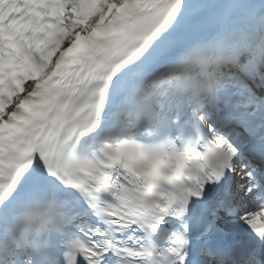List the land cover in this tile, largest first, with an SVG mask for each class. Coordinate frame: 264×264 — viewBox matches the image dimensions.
Listing matches in <instances>:
<instances>
[{
  "label": "snow or ice",
  "instance_id": "6c2138e0",
  "mask_svg": "<svg viewBox=\"0 0 264 264\" xmlns=\"http://www.w3.org/2000/svg\"><path fill=\"white\" fill-rule=\"evenodd\" d=\"M0 264H264V0H0Z\"/></svg>",
  "mask_w": 264,
  "mask_h": 264
}]
</instances>
